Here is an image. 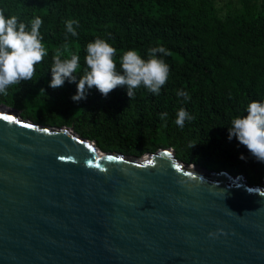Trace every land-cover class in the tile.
I'll list each match as a JSON object with an SVG mask.
<instances>
[{
  "label": "water",
  "instance_id": "95a60500",
  "mask_svg": "<svg viewBox=\"0 0 264 264\" xmlns=\"http://www.w3.org/2000/svg\"><path fill=\"white\" fill-rule=\"evenodd\" d=\"M6 115L0 264H264V177L188 163L172 147L103 150L0 103Z\"/></svg>",
  "mask_w": 264,
  "mask_h": 264
},
{
  "label": "trees",
  "instance_id": "16d2710c",
  "mask_svg": "<svg viewBox=\"0 0 264 264\" xmlns=\"http://www.w3.org/2000/svg\"><path fill=\"white\" fill-rule=\"evenodd\" d=\"M0 8L26 24L41 17L49 49L36 65L37 79L0 94V103L34 121L71 126L103 150L137 156L172 147L185 162L262 183L264 163L228 136L233 117L246 115L249 102L264 101V0H0ZM68 19L79 22L75 37L66 32ZM96 38L117 49V60L125 50L146 58L149 49L165 47L170 55H157L170 73L160 94L140 87L129 99L118 87L105 97L93 87L73 101L75 82L51 88L54 49L67 43L80 56L79 78L86 45ZM178 90L190 99L178 97ZM180 108L194 117L183 128L175 123Z\"/></svg>",
  "mask_w": 264,
  "mask_h": 264
},
{
  "label": "clouds",
  "instance_id": "9594fccd",
  "mask_svg": "<svg viewBox=\"0 0 264 264\" xmlns=\"http://www.w3.org/2000/svg\"><path fill=\"white\" fill-rule=\"evenodd\" d=\"M64 23L67 33L73 37L78 35L73 27L78 26L77 20L68 19ZM42 24L43 20L39 16L26 24L18 15H6L5 9L0 8V94L8 95V89L36 78V65L49 55L40 32ZM85 51V67L79 78L76 74L81 70V58L69 51L67 43L56 47L51 57L49 86L54 89L62 87L66 79L70 83L75 82L76 94L71 97L73 101L85 98L87 90L93 87L105 97L118 87L126 88L129 99L134 97L135 90L140 87L158 96L168 81L170 67L157 55H170L163 46L149 49L146 58L136 49L125 50L117 60V49L105 39L96 38L87 43ZM176 94L184 97L185 101L190 99L187 91L178 90ZM246 113L232 118L228 138L231 140L234 136L257 161L264 163V101L249 102ZM160 118L166 119L167 113H162ZM192 119L194 117L180 108L175 123L183 128L185 120ZM240 158L244 159L243 155ZM215 235L209 233L210 237Z\"/></svg>",
  "mask_w": 264,
  "mask_h": 264
},
{
  "label": "snow or ice",
  "instance_id": "6c2138e0",
  "mask_svg": "<svg viewBox=\"0 0 264 264\" xmlns=\"http://www.w3.org/2000/svg\"><path fill=\"white\" fill-rule=\"evenodd\" d=\"M0 118H2V119H4V120H12V119H13L12 116H8V115L3 116V117H0ZM25 126L27 127L28 125H25Z\"/></svg>",
  "mask_w": 264,
  "mask_h": 264
},
{
  "label": "flooded vegetation",
  "instance_id": "af4514ba",
  "mask_svg": "<svg viewBox=\"0 0 264 264\" xmlns=\"http://www.w3.org/2000/svg\"><path fill=\"white\" fill-rule=\"evenodd\" d=\"M245 177V176H244ZM246 178V177H245Z\"/></svg>",
  "mask_w": 264,
  "mask_h": 264
}]
</instances>
